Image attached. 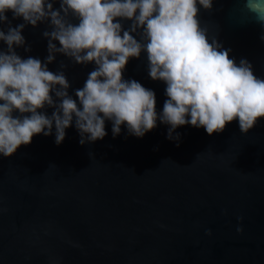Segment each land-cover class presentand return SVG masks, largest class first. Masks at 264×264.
Returning <instances> with one entry per match:
<instances>
[{"label":"water","instance_id":"obj_1","mask_svg":"<svg viewBox=\"0 0 264 264\" xmlns=\"http://www.w3.org/2000/svg\"><path fill=\"white\" fill-rule=\"evenodd\" d=\"M48 2L60 9L61 0ZM199 8L209 40L230 50L237 64L247 59L264 79V24L246 15L244 0ZM7 16L12 27L25 24L10 11ZM117 21L124 30L132 24ZM8 27L0 22V30ZM52 30L50 19L26 24L25 44L15 52L47 63L44 33ZM131 34L143 42L141 30ZM0 51H8L4 41ZM148 63L146 52L130 58L123 78L153 90L159 114L166 84L151 79ZM47 66L65 73L77 103L75 91L96 67L63 53ZM54 110L39 111L51 116ZM112 127L106 121L104 139L81 145L73 121L60 145L53 127L51 136L36 135L13 156H0V264H264V118L247 134L238 121L213 135L180 126L179 146L159 120L142 138L126 125L114 138Z\"/></svg>","mask_w":264,"mask_h":264},{"label":"clouds","instance_id":"obj_2","mask_svg":"<svg viewBox=\"0 0 264 264\" xmlns=\"http://www.w3.org/2000/svg\"><path fill=\"white\" fill-rule=\"evenodd\" d=\"M198 5L211 10L213 0H61L58 10L48 0H0V22L9 25L7 32L0 30V41L8 46L7 52L0 51V156H13L36 135L51 136L53 127L60 145L73 121L81 145L104 139L106 121L112 122L114 138L123 125L142 138L159 120L170 126L167 138L177 146L181 137L175 130L188 124L209 135L222 133L233 121L244 134L255 128L264 118V79L247 59L237 64L230 50L215 38L209 40ZM9 11L25 24L12 27ZM244 11L264 24V0H244ZM69 14L79 23H71ZM117 18L131 20L130 29L124 30ZM48 19L53 30L44 33L49 38L47 63L22 59L14 46L25 44V25ZM138 29L143 42L131 34ZM142 52L147 53L151 79L166 84L168 98L159 114L156 93L123 78L130 58ZM56 53L96 65L75 91L79 103L69 95L65 73L47 66ZM46 106L55 109L51 116L39 111Z\"/></svg>","mask_w":264,"mask_h":264}]
</instances>
